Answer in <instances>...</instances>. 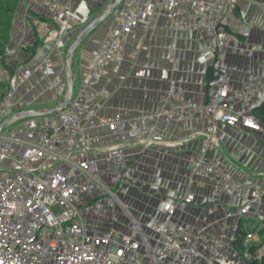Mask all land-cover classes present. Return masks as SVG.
<instances>
[{
	"label": "crops",
	"instance_id": "1",
	"mask_svg": "<svg viewBox=\"0 0 264 264\" xmlns=\"http://www.w3.org/2000/svg\"><path fill=\"white\" fill-rule=\"evenodd\" d=\"M51 1L61 9H75L81 0ZM84 1L90 11L89 21L83 26L74 25L56 41L49 38L55 29L53 13L34 0L19 3L6 51V65L13 74L6 70L11 75H17L48 61L54 67L55 76L35 73L18 87L14 102L24 105L23 108H6L2 135H9L19 126L23 119L5 123L16 114L38 112L40 115L33 119L41 122L44 117L59 113L57 110L64 105L68 92V63L73 80L72 99L80 93L84 81L89 80L86 95L92 98V106L100 118L113 119L120 115L129 121L138 116L157 115L172 81L182 88L186 100L198 105L209 102L215 93L209 87V82L220 65L212 61L205 64L198 61L211 40L202 24L191 26L188 5L180 7L175 21L157 9L152 17L124 36L122 61L104 67L100 77L96 78V56L120 27L121 10H114L82 39L69 59L68 52L84 28L105 12L114 0ZM234 1L237 9L230 29L229 47L224 52V65L233 92L240 90L250 76L264 79V0ZM176 22L187 25V29H176ZM55 77L62 81L64 99L58 97V88L52 86ZM0 86L6 89L8 81L4 80ZM4 88H0L1 93ZM249 103L248 108L235 103L233 109L236 113L247 115L261 108L264 105V89ZM48 112L52 114L44 115ZM214 122L217 146L207 152V158L218 163L231 180L242 184L244 191L239 196L223 195L208 203V198L214 196L212 178L194 176L191 167L207 142V129ZM148 125L157 127L163 141L149 146H126L127 169L122 174H112L107 155L118 142L105 128L92 131L94 136L101 138L100 145L75 155L79 161L98 160V177L113 193V196H108L96 191L83 200L87 230L92 234L111 233L120 239L132 233L130 214L144 234L153 237V227L156 224L164 225L168 220L163 213L165 201L191 192L195 201L179 205L173 218L175 224L205 229L209 234L223 236V252L230 258L236 252L234 242L239 230L254 235L248 243L245 239V245L264 246V202L245 216L238 213L250 202L252 186L258 187L264 196L262 134L231 127L202 114L183 122L158 118ZM14 148V155L20 156L23 146L15 144ZM12 167L11 161L0 162V178L9 174ZM70 177L86 183L76 172H71ZM229 213L231 217H227ZM136 239H139L138 234Z\"/></svg>",
	"mask_w": 264,
	"mask_h": 264
},
{
	"label": "built area",
	"instance_id": "2",
	"mask_svg": "<svg viewBox=\"0 0 264 264\" xmlns=\"http://www.w3.org/2000/svg\"><path fill=\"white\" fill-rule=\"evenodd\" d=\"M34 2L53 13L55 29L49 34L53 41L63 37L74 25L83 26L89 21L90 11L84 0L75 9H61L51 0ZM142 4L145 5L141 7ZM182 5L190 8L191 26L202 24L208 30L211 43L198 61L220 65L209 82L214 95L207 104L198 105L186 100L182 88L172 81L157 115L138 116L129 121L120 115L106 119L98 117L93 108L92 98L86 95L89 80H85L80 93L59 113L46 116L41 122L23 119L9 135L0 133V162L11 161L13 164L10 173L0 178V264H235L223 252V236L217 237L205 229L173 222L180 204L195 201L191 192L165 201L163 213L168 220L164 225L153 227V237L144 234L130 214L132 233L120 239L111 233H90L84 220L82 203L86 197L96 191L113 196L98 177V160L79 161L75 158L78 152H87L101 144V138L92 134L96 129L109 130L118 142L107 155L113 175L122 174L127 169L126 146H149L163 141L157 127L148 125L158 118L183 122L202 114L264 137V125L253 112L245 115L233 109L235 103L248 108L250 100L264 89V79L253 76L247 78L240 90L233 92L230 89L224 52L229 47L230 29L237 9L234 0H123L122 23L113 32L107 46L97 54L95 77H100L104 67L122 61L124 36L152 17L157 9L175 21ZM187 27L176 22L178 30ZM35 73L55 76L54 67L48 61L17 75L0 69V82L8 81L6 89L0 92V127L7 115V107L23 108L22 102H14L15 92ZM61 85V79L55 77L52 86L58 88V97L64 99ZM216 137L214 122L207 129V142L191 167L194 176L212 178L214 196L208 198V203H213L216 197L239 196L244 191L242 184L231 180L218 163L207 158V152L217 146ZM15 144L23 146L17 157L14 155ZM71 172L78 173L86 183L72 179ZM263 202L264 196L259 188L252 186L250 202L238 213L245 216ZM231 216L230 213L227 215ZM253 238V234H248L247 243ZM245 247L243 255L237 257L244 264L252 259H264V246L254 254L250 252L249 244Z\"/></svg>",
	"mask_w": 264,
	"mask_h": 264
},
{
	"label": "trees",
	"instance_id": "3",
	"mask_svg": "<svg viewBox=\"0 0 264 264\" xmlns=\"http://www.w3.org/2000/svg\"><path fill=\"white\" fill-rule=\"evenodd\" d=\"M22 0H0V69L5 68L13 74V72L6 65V51L11 40L12 24L14 16L16 14L17 7ZM1 85V82H0ZM0 88H4L0 86ZM5 89V88H4ZM253 114L258 117V119L264 125V105L253 111ZM247 234L243 230H239L236 235L234 242L235 251L241 255L246 250L245 239ZM262 246H251L250 252H257ZM246 264H264V259L262 260H251Z\"/></svg>",
	"mask_w": 264,
	"mask_h": 264
},
{
	"label": "water",
	"instance_id": "4",
	"mask_svg": "<svg viewBox=\"0 0 264 264\" xmlns=\"http://www.w3.org/2000/svg\"><path fill=\"white\" fill-rule=\"evenodd\" d=\"M122 2L123 0H114L111 5L107 8V10L105 12H103L102 14H100L99 16H97L95 19H93L82 31L79 39L77 42L74 43V45L71 47V49L68 52V57L69 59L71 58L73 51L75 50L76 46L79 45L80 41L82 39H84L88 34H90L95 27L100 24L106 17H108L114 10H116L117 8L119 10H122ZM67 74H68V92H67V96L65 98V102L64 105L62 106V108H60L59 110H57L58 112L62 111L63 109H65L67 107V105L69 104V102L72 99L73 96V80H72V76L70 75V65L68 63L67 66ZM48 114H52V113H47L44 115H48ZM40 114L38 112H25V113H19L14 115L13 117H11L10 119H8L5 123L7 122H11V121H16V120H21V119H33L38 117ZM5 124H3L0 127V133L2 131V128Z\"/></svg>",
	"mask_w": 264,
	"mask_h": 264
},
{
	"label": "rangeland",
	"instance_id": "5",
	"mask_svg": "<svg viewBox=\"0 0 264 264\" xmlns=\"http://www.w3.org/2000/svg\"><path fill=\"white\" fill-rule=\"evenodd\" d=\"M5 131H7V130L5 129ZM118 184L120 186L121 185V181ZM233 255L234 256H232L230 259L233 260L235 264H244L243 260H241L240 258H237V256L241 257V254L240 253H238L236 251ZM235 255H237V256H235Z\"/></svg>",
	"mask_w": 264,
	"mask_h": 264
}]
</instances>
